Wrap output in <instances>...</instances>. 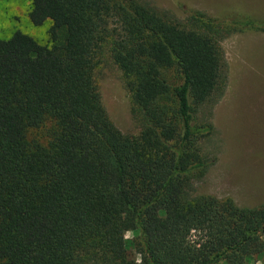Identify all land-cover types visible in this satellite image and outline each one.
<instances>
[{
    "label": "trees",
    "instance_id": "16d2710c",
    "mask_svg": "<svg viewBox=\"0 0 264 264\" xmlns=\"http://www.w3.org/2000/svg\"><path fill=\"white\" fill-rule=\"evenodd\" d=\"M220 12L191 14L200 28L140 0H30L29 22H49L46 44L20 31L0 39V264H249L264 254V202L192 193L214 161L200 146L212 132L200 109L226 83L217 39L264 32L246 10ZM102 55L120 72L135 135L101 103ZM44 122L45 144L28 141Z\"/></svg>",
    "mask_w": 264,
    "mask_h": 264
},
{
    "label": "rangeland",
    "instance_id": "374dc122",
    "mask_svg": "<svg viewBox=\"0 0 264 264\" xmlns=\"http://www.w3.org/2000/svg\"><path fill=\"white\" fill-rule=\"evenodd\" d=\"M178 18L193 21L236 9L264 20V0H140ZM30 0H0V39L20 31L39 44H46L49 22L33 26L27 17ZM200 27V25L193 21ZM201 28V27H200ZM217 39L227 65L222 94L201 107L200 118L210 122L212 132L200 141L212 165L194 178L192 193L230 199L238 206L253 207L264 202V32L222 33ZM170 73V72H169ZM101 103L112 124L122 133L135 135L138 118L123 87L120 72L102 55L94 70ZM47 122L26 132L28 141L44 145ZM133 236L126 232L119 243L127 246ZM264 241V237L262 238ZM131 256L132 250H128ZM216 264H225L218 261ZM249 264H264V254Z\"/></svg>",
    "mask_w": 264,
    "mask_h": 264
}]
</instances>
